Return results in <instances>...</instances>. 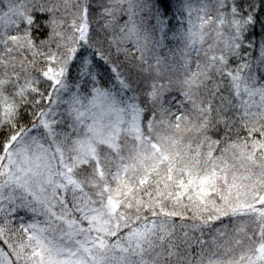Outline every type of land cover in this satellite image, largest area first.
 <instances>
[{
	"label": "snow or ice",
	"instance_id": "1",
	"mask_svg": "<svg viewBox=\"0 0 264 264\" xmlns=\"http://www.w3.org/2000/svg\"><path fill=\"white\" fill-rule=\"evenodd\" d=\"M0 264H264V0H0Z\"/></svg>",
	"mask_w": 264,
	"mask_h": 264
}]
</instances>
